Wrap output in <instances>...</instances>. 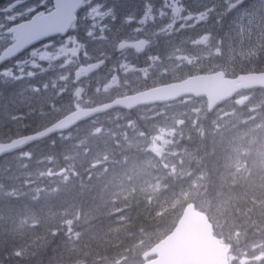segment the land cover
Listing matches in <instances>:
<instances>
[{
  "label": "trees",
  "instance_id": "obj_1",
  "mask_svg": "<svg viewBox=\"0 0 264 264\" xmlns=\"http://www.w3.org/2000/svg\"><path fill=\"white\" fill-rule=\"evenodd\" d=\"M256 70L264 72V61ZM47 81L38 75L0 87V142L46 128L37 111L62 102L49 97L37 110L33 89ZM144 139L111 116L1 159L0 264H142L190 203L232 246V264H264V111L253 125L173 142L178 169L159 164ZM192 140L203 150L186 147ZM239 185L249 190L230 192Z\"/></svg>",
  "mask_w": 264,
  "mask_h": 264
},
{
  "label": "flooded vegetation",
  "instance_id": "obj_2",
  "mask_svg": "<svg viewBox=\"0 0 264 264\" xmlns=\"http://www.w3.org/2000/svg\"><path fill=\"white\" fill-rule=\"evenodd\" d=\"M55 0H0L1 7L23 6L25 18L53 10ZM250 0H88L79 20L67 38L49 42L55 63L62 68L54 82L72 83L78 90L81 105L92 108L154 88L181 81L186 69L193 68L200 55L215 52L217 11L245 5ZM233 4V5H231ZM33 8L29 13L25 10ZM111 37L120 41L111 50L105 44ZM128 42L135 47L119 51ZM59 44H62L58 47ZM95 45V48L92 47ZM140 44L145 46L140 52ZM182 61V69L167 64ZM105 62L89 78L76 82L83 67ZM106 87L100 95L96 88ZM172 106V105H167ZM138 109L134 114L144 111Z\"/></svg>",
  "mask_w": 264,
  "mask_h": 264
},
{
  "label": "water",
  "instance_id": "obj_3",
  "mask_svg": "<svg viewBox=\"0 0 264 264\" xmlns=\"http://www.w3.org/2000/svg\"><path fill=\"white\" fill-rule=\"evenodd\" d=\"M84 0H57L56 11L48 16H37L11 30L16 44L0 57V65L16 58L34 45L49 38L65 36L75 21ZM89 71V70H88ZM264 88V74L241 76L229 80L223 72L210 76L191 78L173 87H164L91 110H78L57 125L35 136L25 137L8 144H0V159L23 151L28 146L55 134L67 132L78 124L116 109L132 111L144 105L164 104L185 96L207 99L208 112L212 114L237 92ZM231 250L222 245L214 235V226L209 217L199 212L194 204L186 207L176 229L163 242L144 256V259L158 256L148 264H229Z\"/></svg>",
  "mask_w": 264,
  "mask_h": 264
},
{
  "label": "rangeland",
  "instance_id": "obj_4",
  "mask_svg": "<svg viewBox=\"0 0 264 264\" xmlns=\"http://www.w3.org/2000/svg\"><path fill=\"white\" fill-rule=\"evenodd\" d=\"M17 19L18 18L14 15L11 17L5 15L4 17L0 12V49L5 47L10 42L9 38H7L4 34L6 30L14 24L13 22H16ZM247 19L248 21L246 22L250 32L241 31L239 34L240 38H242L245 42V44L242 46L243 50H234V42L233 45H231V40L234 35H227L225 32L220 33L218 40L223 42L226 48L223 49L224 54L216 56V71L227 66V63L231 59L245 63V60L248 58V54L251 53L258 55V60L263 61L264 35L262 34L260 37L262 30H258L257 28V23L262 21H258L251 25L250 22H253L251 12L249 18ZM230 27L232 28V25ZM256 30L259 33H257ZM237 35L238 34H235V36ZM36 56V53H33V56L28 57L25 61L16 63L9 70L2 72L0 74V83L13 84L17 77L23 78L24 80H31L32 78L36 77V69L39 63L38 60H36ZM224 56L226 57V60H223ZM39 58L41 61H43L44 56H39ZM97 89L101 94L105 92L104 88L98 87ZM27 93L31 94L30 88L27 90ZM50 94V87L43 86L42 88H39L38 96L35 97L37 110L40 109L43 102H48ZM263 100L264 94L254 93L245 96L240 103H236V109L239 106H241V108L235 110V112L230 116H227L226 119H223L222 116L218 115L216 118L210 120V118L206 117L207 108H204V102L198 101L199 103H194V100L187 99L180 102L178 106L164 108L161 110H151L145 112L139 117H136L138 120H136L135 124L132 125L131 131L135 133H143L147 147L155 154L156 157L154 159H158L157 161H159V164L166 167H168V165H175V167L178 169L180 166H184V164L179 163V155H174L173 142L179 141L180 139L187 140V134L193 135L197 132L202 133L206 128L211 131L213 127H207L209 122H214L215 126L222 123L220 127H222L224 124H229L238 115L242 116L240 113L247 109V105H254L256 102L262 103ZM24 101L27 100L24 99ZM64 113H66V110L63 106H61L57 109H54L53 113H45L38 110L36 116L42 120H45V123H49L57 116L63 115ZM28 116L34 118V115L31 113H29ZM242 117L248 119V116ZM200 118L204 120H201ZM137 126H139L140 129H138ZM202 145L203 141L192 140L186 144V147H192L196 150H203ZM172 171H175L178 174V171L175 169H172ZM238 191L245 192L244 190L240 189L239 186ZM157 238H159V234L155 233V240H158Z\"/></svg>",
  "mask_w": 264,
  "mask_h": 264
},
{
  "label": "bare ground",
  "instance_id": "obj_5",
  "mask_svg": "<svg viewBox=\"0 0 264 264\" xmlns=\"http://www.w3.org/2000/svg\"><path fill=\"white\" fill-rule=\"evenodd\" d=\"M208 128H210V127H208ZM145 133H146V129H145ZM187 135H190V134H187ZM251 160H252V158H250ZM254 160H256V156L253 158ZM257 159H260V157H258ZM113 162V161H112ZM263 162H264V160H263ZM263 177H260L259 176V178L258 179H256V180H260V179H262ZM230 179V178H229ZM229 182V181H228ZM233 182V181H232ZM230 183V182H229ZM228 184V183H227ZM231 185V184H230ZM235 185V184H234ZM226 187V186H225ZM228 187V186H227ZM239 187H240V189H242V190H244V191H247V190H249L248 189V186H246V185H239ZM231 191L230 192H237L238 191V187H236V188H231L230 189ZM221 192H222V190H221ZM235 194V193H234ZM237 194V193H236ZM240 195V194H239ZM208 204H209V202H208ZM213 204V203H212ZM9 237V236H8Z\"/></svg>",
  "mask_w": 264,
  "mask_h": 264
}]
</instances>
